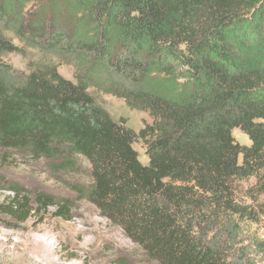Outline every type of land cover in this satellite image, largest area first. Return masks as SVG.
<instances>
[{"label":"trees","instance_id":"16d2710c","mask_svg":"<svg viewBox=\"0 0 264 264\" xmlns=\"http://www.w3.org/2000/svg\"><path fill=\"white\" fill-rule=\"evenodd\" d=\"M24 46L78 72L73 81L53 61L19 72L0 59V165L13 154L82 159L91 182L74 190L150 263L256 264L264 240L245 244L242 224L264 217V0H0V57ZM91 87L151 122L136 132L115 120ZM5 185L0 216L15 223L73 210L0 172Z\"/></svg>","mask_w":264,"mask_h":264},{"label":"rangeland","instance_id":"374dc122","mask_svg":"<svg viewBox=\"0 0 264 264\" xmlns=\"http://www.w3.org/2000/svg\"><path fill=\"white\" fill-rule=\"evenodd\" d=\"M2 26L11 41L23 46L15 30ZM0 59L19 72H29L30 64L53 61L65 78L76 81L78 69L75 64L47 56L38 49L24 46L23 53H12ZM89 92L115 120L126 123L136 132L151 122L148 112L130 108L123 98L96 87H91ZM233 134L241 144H251L248 135L240 129H235ZM134 147L142 163L147 164L143 144L136 142ZM61 162L62 159L35 160L13 154L0 165V172L8 182H15L32 193L44 191L74 202L68 220L55 216L56 208L53 207L33 215L24 223H15L1 215L0 264H154L147 260L140 246L134 244L120 226L102 216L93 203L80 198L74 190V185L90 184L89 164L80 158H74L72 166H62ZM2 187L0 201L10 194L6 185ZM242 231L245 244H250L252 239L264 240V217L260 223L243 222ZM256 264H264V254H259Z\"/></svg>","mask_w":264,"mask_h":264}]
</instances>
